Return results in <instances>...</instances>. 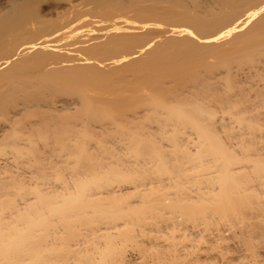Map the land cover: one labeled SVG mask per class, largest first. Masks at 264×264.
Returning a JSON list of instances; mask_svg holds the SVG:
<instances>
[{
	"label": "bare ground",
	"instance_id": "obj_1",
	"mask_svg": "<svg viewBox=\"0 0 264 264\" xmlns=\"http://www.w3.org/2000/svg\"><path fill=\"white\" fill-rule=\"evenodd\" d=\"M62 4L0 12V264H264V0Z\"/></svg>",
	"mask_w": 264,
	"mask_h": 264
},
{
	"label": "rangeland",
	"instance_id": "obj_2",
	"mask_svg": "<svg viewBox=\"0 0 264 264\" xmlns=\"http://www.w3.org/2000/svg\"><path fill=\"white\" fill-rule=\"evenodd\" d=\"M59 1L58 0H40V7H41V10H43L42 11L43 14L47 17H51L50 15L52 14L53 15L52 17L57 18L56 15H58V14H56V13H59L60 7L62 8V6L64 5V4H62V3H64V0H62L63 2L61 0H59ZM8 3H9V0L8 1L7 0H0V12L3 11L2 9H4V10L6 9ZM58 5H62V6H58ZM57 7H59V9L55 10V9H57ZM52 9L54 11H56L55 14H54V11ZM86 20H87L86 17L81 20V22H83V25H85L84 21L86 22ZM80 24H82V23H80ZM53 37L54 36L50 37V39Z\"/></svg>",
	"mask_w": 264,
	"mask_h": 264
}]
</instances>
